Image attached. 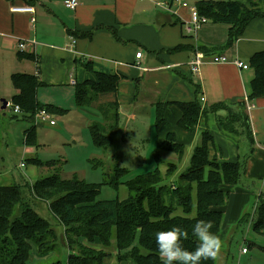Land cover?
<instances>
[{
  "label": "crops",
  "instance_id": "1",
  "mask_svg": "<svg viewBox=\"0 0 264 264\" xmlns=\"http://www.w3.org/2000/svg\"><path fill=\"white\" fill-rule=\"evenodd\" d=\"M161 1L165 5L160 7L151 0H78L76 8L69 9L62 0H0V79L11 83L14 73L34 75L38 81V99L45 92L52 94L67 86L75 88L69 84V77L81 83L95 80L96 73L117 75L116 90L98 93L92 101V107L98 113H91V117L100 118L103 113L102 124L108 126L110 112H115L114 136L120 125L148 119L149 135L155 144L173 133L176 141L183 145L184 153L177 162L175 154L166 152L164 159L177 162L171 181L188 165L194 147L202 140L203 131H208L214 142L208 144L209 157H216L220 162H235L249 148L243 133H228L218 125L216 117L224 116V110L201 117L191 131L180 129L177 121L181 112L177 103L190 102L196 97L203 106L242 102L254 144L244 169L245 184L224 186L228 194L217 234L223 238L232 225L240 220L247 222L249 211L259 194L264 193V96L248 98L255 75L249 58L264 50V0H238L247 6L254 1L262 15L251 19L242 33L225 47L231 24L207 19L198 29L187 30L190 7L198 0L193 3ZM183 2L187 6H183ZM23 4L34 7L33 24L30 14L10 10L12 5ZM72 39L75 40L73 45L70 44ZM22 40L26 47L19 51L16 43ZM201 46L209 50L208 53L226 57L227 61L204 62L198 73H192L189 62L197 52H204ZM139 51L141 55L136 58ZM234 60L242 61L247 67L238 68ZM247 103L253 107L246 109ZM158 107H162L166 122L159 127L155 126ZM120 135L123 136V132ZM35 153L36 149L25 145V156L37 157ZM35 172L36 169L25 172L29 179H33L30 184L38 178V171ZM7 174H0V177ZM10 177L12 181V175ZM55 220L58 222L57 218ZM59 225L61 241L68 255L64 228ZM78 241L95 250L102 248L99 239L89 242L79 237ZM116 252L109 251L102 264H128L126 260H119ZM35 253L39 254L32 245L31 256ZM64 263L68 264L67 257Z\"/></svg>",
  "mask_w": 264,
  "mask_h": 264
},
{
  "label": "trees",
  "instance_id": "2",
  "mask_svg": "<svg viewBox=\"0 0 264 264\" xmlns=\"http://www.w3.org/2000/svg\"><path fill=\"white\" fill-rule=\"evenodd\" d=\"M195 7L203 18L231 24L223 47L239 36L251 19L262 15L256 3L247 6L238 0H198ZM201 48L204 53L212 54L204 46ZM249 65L255 75L248 98L262 97L264 50L252 54ZM95 75V80L76 82L74 98L78 107L90 104L98 93L116 90L117 75ZM11 83L17 91L12 96V102L19 106L23 117L35 116L42 109L50 114L53 111L63 112L60 107L37 101L38 81L34 75L14 73L11 75ZM177 106L181 112L177 126L186 131H191L201 117L224 110L225 115L217 116L216 121L228 133L244 134L249 146L246 154L238 157L235 162H220L216 157L210 158L208 144L214 142L208 131H203L202 140L194 147L188 165L174 181H170L177 162L183 157L184 147L176 141L173 133H169L155 146V168L125 182L128 192L125 199L98 201H95L97 185L84 182L75 175L70 178L61 177L59 167H56L58 161L26 158L25 162L36 164L39 168H52L53 173L32 182L28 187V201L21 199L19 185L0 184V264H29L32 245L39 254L56 247L54 228L32 207L31 199L47 202L50 213L63 225L64 241L69 249L68 264H102L109 251H117L118 259L126 260L128 264H161L155 244L156 232L179 225L187 232L184 247L192 250L198 244L191 232L197 220L210 221L211 231L217 235L228 194L224 186L245 184L244 169L254 144L249 118L242 102L203 106L199 97H196L190 102L177 103ZM162 110V107L156 108L155 126L166 123ZM116 118L117 114L112 112L108 126L99 122L90 126L92 141L96 146L107 149L113 144ZM34 127L25 131L26 145H35ZM163 152L175 154L177 160L171 162L165 159L167 163L164 172L159 168L164 162ZM123 172V168H115V175H122ZM111 183H116L115 179ZM251 212L248 213L247 223L254 232L264 234V193L259 194ZM79 237L89 242L99 239L102 248L95 250L85 246L79 243ZM127 248L130 250L122 253ZM215 259L202 260L201 264H215Z\"/></svg>",
  "mask_w": 264,
  "mask_h": 264
},
{
  "label": "rangeland",
  "instance_id": "3",
  "mask_svg": "<svg viewBox=\"0 0 264 264\" xmlns=\"http://www.w3.org/2000/svg\"><path fill=\"white\" fill-rule=\"evenodd\" d=\"M185 1L193 3V0ZM14 94H16L15 89L10 81L0 79V174L8 173L0 177V182L4 185H10L9 182L19 185L20 197L23 201L30 200L28 187L32 184L29 182L31 179L25 174L26 170L30 172L36 169L35 174L38 171V177L53 173L52 168H39L36 165L32 166L28 161L25 162V158L30 157L24 154L25 131L33 125L35 145L27 146L36 149L35 154L39 160L58 161L56 167H59L61 177L70 178L75 175L84 182L97 185L98 193L95 201L125 199L128 193L125 182L155 168L153 151L156 144L149 135L147 118V120L131 122L129 125H120L119 131L114 136V143L107 149H102L93 143L90 126L94 122L102 124L104 115L102 113L100 118L91 117V113H98L92 107V102L78 107L75 103L73 86H67L52 94L45 92L37 99L41 104L52 103L63 109L60 113L51 112L54 125L42 122L37 116H33V119L28 115L23 117L22 112L14 113L9 106L1 108L2 99L13 103ZM121 132L123 136L120 135ZM163 155L165 158L166 153L163 152ZM21 161L26 164L22 168L19 167ZM165 161L164 159L163 164L159 166L162 172L166 169ZM116 167L124 169L122 175H115ZM113 179L116 183H111ZM46 203L39 199H31L32 207L54 228L57 244L48 253L33 254L30 262L49 264L60 261L65 264L67 248L61 241V226L50 213ZM251 211L252 209L249 213L252 214ZM240 221L232 225L221 238L222 247L216 256L215 264H264V234L254 232L250 224ZM242 247L247 248L245 253H242ZM128 250L130 249L127 248L122 253Z\"/></svg>",
  "mask_w": 264,
  "mask_h": 264
},
{
  "label": "clouds",
  "instance_id": "4",
  "mask_svg": "<svg viewBox=\"0 0 264 264\" xmlns=\"http://www.w3.org/2000/svg\"><path fill=\"white\" fill-rule=\"evenodd\" d=\"M211 228L210 221L195 222L191 232L198 244L192 250L184 247L187 232L181 226L173 225L156 232L155 244L161 264H201L202 260L216 257L222 247V240Z\"/></svg>",
  "mask_w": 264,
  "mask_h": 264
},
{
  "label": "built area",
  "instance_id": "5",
  "mask_svg": "<svg viewBox=\"0 0 264 264\" xmlns=\"http://www.w3.org/2000/svg\"><path fill=\"white\" fill-rule=\"evenodd\" d=\"M151 1H153L155 5L160 6V7L165 5L164 2L161 0H151ZM62 3L66 8L75 9L76 6L78 5V0H62ZM182 5L187 6V3L183 2ZM10 10L12 12L28 13V14H30V22L32 24L35 22V16H34L35 9L31 5H26V4L12 5L10 7ZM190 14H191V19H190L189 25L187 27L188 28L187 30H191V29L196 30L200 27V25L205 20H207L206 18H203L199 15L195 6L190 7ZM74 42H75V40L72 39L70 44L73 45ZM25 47H26V42L23 40L18 41L16 43V48L19 51H22ZM140 55H141V52L139 51L135 54V57L139 58ZM226 61H227L226 57H224L222 55H217V54H213V53L212 54H206L204 52H197L196 55L190 60L189 67H190V70L192 73H198L200 70V66L204 62L224 63ZM233 63L240 69L247 67V65L240 60H234ZM68 82L71 85L76 84V80L72 77H69ZM202 100H203V98H201V101ZM7 106L12 107V110L14 113H20V108L18 105H14L13 103L7 101L6 107ZM251 107H253L252 104H250V103L246 104V109H250ZM35 116L39 117L42 122H48L50 125L55 124L54 120L51 119V114L44 109L38 111ZM24 166H25L24 161H21L19 164V167L22 168ZM241 251H242V253H245L247 250L245 247H242Z\"/></svg>",
  "mask_w": 264,
  "mask_h": 264
},
{
  "label": "water",
  "instance_id": "6",
  "mask_svg": "<svg viewBox=\"0 0 264 264\" xmlns=\"http://www.w3.org/2000/svg\"><path fill=\"white\" fill-rule=\"evenodd\" d=\"M6 104H7V101L5 99H2V105H1V107L2 108H5L6 107Z\"/></svg>",
  "mask_w": 264,
  "mask_h": 264
}]
</instances>
